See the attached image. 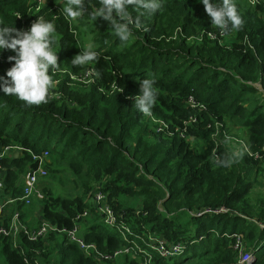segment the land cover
Returning a JSON list of instances; mask_svg holds the SVG:
<instances>
[{"label": "trees", "instance_id": "obj_1", "mask_svg": "<svg viewBox=\"0 0 264 264\" xmlns=\"http://www.w3.org/2000/svg\"><path fill=\"white\" fill-rule=\"evenodd\" d=\"M160 2L154 14L129 6L132 36L121 41L111 24L90 18L98 0H86L83 15L71 23L59 12L60 0H0L3 24L22 31L39 16L55 24L52 48L60 70L76 75L93 68L99 75L96 84L81 86L68 74H53L52 92L61 98L47 97L39 105L0 91V145L22 148L20 157L0 163L5 171L0 200H16L12 210L5 208V216L19 212L25 224L20 199L26 175L36 165L31 154L48 151L47 181L65 180L71 186V192L54 194L42 182L41 223L33 229L47 223L59 231L35 242L20 235L17 249L0 239V264H26L24 259L30 264H97L62 233L86 210L90 215L80 221L85 244L107 255L127 245L117 232L103 228L94 212L88 196L95 182L108 193L112 208L125 214L133 238L152 234L185 245L182 255L157 256L154 264H237L233 234L255 256L253 264H264V205L255 212L247 202L263 165L220 146L214 163L208 128L222 121L232 135L237 133L230 128L242 129L251 152L264 146V1L251 6L233 0L243 23L239 30L226 31L235 37L229 47L205 36L200 44L189 40L215 26L202 3ZM177 29L181 34L168 40ZM89 39L96 60L73 66L71 60L87 48ZM0 52L6 59L15 55L9 49ZM9 69L0 62V78L10 79ZM144 79L154 80L157 93L150 115L135 106ZM112 84L120 91L112 90ZM189 97L204 109L189 106ZM190 116L197 120L186 125L185 135L201 142V149L179 136ZM162 124L165 131H159ZM223 208L227 212L207 211ZM116 260L103 264L140 261L126 256Z\"/></svg>", "mask_w": 264, "mask_h": 264}, {"label": "built area", "instance_id": "obj_2", "mask_svg": "<svg viewBox=\"0 0 264 264\" xmlns=\"http://www.w3.org/2000/svg\"><path fill=\"white\" fill-rule=\"evenodd\" d=\"M247 3L251 6H255L263 2V0H246ZM34 20L30 21V24H33ZM25 24V22L23 23ZM29 30L28 26L23 27L22 31ZM181 34L180 30H175L174 34L168 40H174L177 38V35ZM204 36L211 41H218L219 44L229 47L235 41V37H233V42H227L228 33L225 30L220 29L219 27L213 28V30L209 32H200L197 35L189 38L191 42H195L196 44H200L204 38ZM167 40V41H168ZM0 62L7 64L10 68L14 65V61H10L6 59L3 54L0 52ZM59 62V58H58ZM59 65V63H58ZM53 74H68L70 80L77 85L81 86H90L96 84L99 75L93 68L86 69L84 71L79 72L74 75L71 73H67L65 70L58 69L52 73ZM56 82L53 83L52 88H50L48 93L49 99H59L61 98V94H54L52 92L53 87L55 88ZM112 90H118L115 84L111 86ZM188 105L192 108L204 109L201 105L197 104L191 97L188 98ZM195 116H190L188 120L184 121V128L180 132L179 136L184 138L188 142L193 140L192 137H187L186 133V125L193 124L196 122ZM208 128H211V138L216 136L219 131L224 132L226 130V125L222 121H214V123L208 125ZM167 126L162 124L159 131H165ZM227 135H232L227 132ZM231 137V136H230ZM238 138V137H236ZM214 148L211 151L210 158L214 163L219 161L218 157V145L215 144ZM245 141V140H244ZM246 142V141H245ZM201 143V142H199ZM247 148L244 144H242L241 149L245 151L242 153L243 155H247L249 158H253L254 160H258L262 165L264 164V146L258 152H251L248 144L246 142ZM22 148L17 146H2L0 145V163L1 160L5 158H13L17 156V153H21ZM17 152V153H14ZM32 160L35 162V167L29 170V173L25 178V185L23 186V196L20 199V202L23 208L30 205L33 202L35 188L38 185L41 179L47 177L48 171L47 166L49 164V154L48 151H43L38 155L31 154ZM4 169L0 166V193L3 189V178H4ZM88 197H91V201L94 204V212L101 218L103 225L111 230H114L119 234V237L122 241L126 242L127 245L123 246L119 250L113 251L111 255L102 254L99 252L98 248L94 244H85L83 242V238L79 236V222L86 219L90 214L89 211H84L81 215L76 216L73 221V228L70 230H62V233L65 234L66 238L74 242L76 241L79 249L84 253V255L88 258L94 259L97 261V264H103L104 261L108 260H116L120 256H126L129 258H138L139 264H154L155 257L159 256L163 259H169L175 256H180L185 251V245L169 243L166 240L159 238L155 235L148 234L147 236H140L135 234L133 238V230L129 227L125 214L123 212H116L112 206L107 202L108 193L102 191L101 187L97 189H93L92 193L89 194ZM16 200L10 199H1L0 200V239H8L12 242V245L15 249L18 248L17 240L20 235L27 236L30 241H38L45 239L48 234L52 232L59 231L55 227H50L48 225H41L37 229L28 228L21 222H19V216L17 213L11 214L9 217H6L4 214L5 208L8 205L14 204ZM13 207V206H12ZM22 208V209H23ZM12 210V209H11ZM208 212H227L226 209H220L218 211L207 210ZM139 213L138 211L136 212ZM4 219H9L7 223L4 222ZM138 236V237H137ZM232 236H237L235 241L234 249L238 252V262L237 264H250L253 262L254 255L251 252L246 251L243 246V242L241 241V236L233 234ZM134 242H130V240H135ZM24 263L30 264L27 259H24ZM33 264H39L37 261H34Z\"/></svg>", "mask_w": 264, "mask_h": 264}, {"label": "clouds", "instance_id": "obj_3", "mask_svg": "<svg viewBox=\"0 0 264 264\" xmlns=\"http://www.w3.org/2000/svg\"><path fill=\"white\" fill-rule=\"evenodd\" d=\"M199 2L203 4L211 23L220 29L239 30L241 27L243 21L233 0ZM60 3L62 7L59 12L71 23L83 15L86 0H60ZM98 3L99 7H93L89 13L90 18L93 21L102 18L111 24L121 41H128L132 36L129 6H136L148 14H154L161 8L160 0H98ZM55 31V24L43 16H39L27 31L0 22V51L9 49L15 53L9 57L10 61H14V65L6 73L10 79L0 78V91L19 98L27 105L46 102L54 83L50 72L54 73L59 67L57 53L52 48ZM96 58L97 53L93 50V45L89 44L85 50L74 56L71 64L85 66ZM156 98L154 80L144 79L139 95L135 97L136 108L150 115Z\"/></svg>", "mask_w": 264, "mask_h": 264}, {"label": "rangeland", "instance_id": "obj_4", "mask_svg": "<svg viewBox=\"0 0 264 264\" xmlns=\"http://www.w3.org/2000/svg\"><path fill=\"white\" fill-rule=\"evenodd\" d=\"M198 2L199 0H194V2ZM264 1V0H263ZM88 37V34H87ZM88 43H91V40L89 39ZM227 123H226V130H227ZM226 130L224 129V132L219 131L218 134L216 136H213L212 138L215 139V144L222 147L223 149H225L228 153H230L233 156H241L242 153H245V151L243 149H241L242 144L245 145V147L247 148L246 145V138H245V134L242 131V129H237V128H230L231 132H235L237 133V135H227ZM231 136V137H230ZM238 137V138H236ZM245 138V139H244ZM245 140V141H244ZM190 143H194L197 145L198 149H201L203 147V145L201 143H196L193 140H191ZM17 153V152H14ZM17 155L20 157V153H17ZM49 160V158H48ZM49 164H50V160H49ZM48 164V165H49ZM261 168V172L254 177V182H253V187L252 190L250 192V195L248 196L247 202L248 204L254 208L255 212L258 210V207L263 206L264 205V164L263 166L260 165ZM49 176H47L45 179L41 180L40 183L36 186L35 188V192H34V198H33V205L32 207H30L32 213L33 212H37L38 214L41 211V206L42 203L41 201L44 199V194H43V187L41 186L42 182L45 185L46 189H50L53 191L54 194H61V193H65L66 192H71V186L65 181H54V182H48ZM25 182V180H24ZM23 182V184H24ZM103 185V182L101 183V186ZM100 187V183H93L92 184V189H97ZM134 205H136L137 203H133ZM41 223V219L39 218V216H36V218H31L30 220L26 221L25 224L26 226L30 227V228H35L37 227L39 224ZM84 222H80V229H79V236L80 232L82 231V224ZM103 228H105V226H102ZM243 246L245 248V244L243 243ZM246 249V248H245ZM183 259V258H181ZM119 259L114 261V263H118Z\"/></svg>", "mask_w": 264, "mask_h": 264}, {"label": "crops", "instance_id": "obj_5", "mask_svg": "<svg viewBox=\"0 0 264 264\" xmlns=\"http://www.w3.org/2000/svg\"><path fill=\"white\" fill-rule=\"evenodd\" d=\"M215 27H217V26H215ZM233 37H234V35L233 34H228V37H227V42L229 43V42H233ZM53 89H54V87H53ZM25 183L26 182H24V184H23V186L25 185ZM40 183V182H39ZM7 211H10L11 209H12V205H8L7 206ZM23 212H22V215H23V219H24V221L26 222V221H28V220H30L31 218H36V216H38L39 214L37 213V212H33L32 213V211H31V209L30 208H23V210H22ZM23 222V221H22Z\"/></svg>", "mask_w": 264, "mask_h": 264}, {"label": "bare ground", "instance_id": "obj_6", "mask_svg": "<svg viewBox=\"0 0 264 264\" xmlns=\"http://www.w3.org/2000/svg\"><path fill=\"white\" fill-rule=\"evenodd\" d=\"M31 205V204H30ZM30 205H28V206H30ZM28 206H26V207H28ZM15 213H17L18 214V216H19V222H21L22 224H24L22 221H21V219H20V214H19V212H15ZM25 226H26V224H24ZM41 225H48V226H50L49 224H47V223H42ZM28 227V226H27ZM50 227H53V226H50ZM29 228V227H28ZM39 228V227H38ZM37 229V228H36ZM24 236V235H23ZM27 239H28V237L27 236H25ZM232 238H234L235 239V241H236V239H237V236H232ZM29 240V239H28ZM30 241V240H29ZM242 241V240H241ZM33 242H35V241H33ZM69 242H71V241H69ZM243 242V241H242ZM71 243H74V244H76L77 242L76 241H74V242H71ZM77 245V244H76ZM255 259V256L253 257V260ZM34 263V262H33ZM32 263V264H33ZM250 264H252V262L250 263Z\"/></svg>", "mask_w": 264, "mask_h": 264}, {"label": "water", "instance_id": "obj_7", "mask_svg": "<svg viewBox=\"0 0 264 264\" xmlns=\"http://www.w3.org/2000/svg\"><path fill=\"white\" fill-rule=\"evenodd\" d=\"M252 264H253V262H252Z\"/></svg>", "mask_w": 264, "mask_h": 264}]
</instances>
